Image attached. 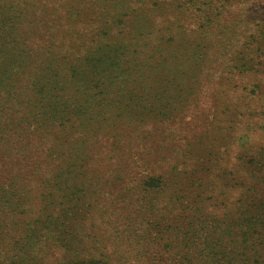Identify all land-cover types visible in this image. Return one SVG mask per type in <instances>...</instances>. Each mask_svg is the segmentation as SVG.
Listing matches in <instances>:
<instances>
[{"label": "trees", "instance_id": "1", "mask_svg": "<svg viewBox=\"0 0 264 264\" xmlns=\"http://www.w3.org/2000/svg\"><path fill=\"white\" fill-rule=\"evenodd\" d=\"M227 9L248 34L223 50ZM182 14L199 57L237 56L204 58L195 103L167 117L125 65L146 24ZM258 53L264 0H0V264H264V201L241 202L264 157L217 105L259 73ZM229 177L250 180L231 206Z\"/></svg>", "mask_w": 264, "mask_h": 264}, {"label": "rangeland", "instance_id": "2", "mask_svg": "<svg viewBox=\"0 0 264 264\" xmlns=\"http://www.w3.org/2000/svg\"><path fill=\"white\" fill-rule=\"evenodd\" d=\"M162 13L164 14L160 17L165 16V10ZM229 13L233 12L227 9L224 14V23H222V26L216 31L220 34L218 37L220 39L219 45L222 46L223 50L233 45L234 41L245 42L248 34V32H244L241 36V33H243L242 29L233 26L232 21L226 23L227 19L230 18ZM260 13L259 17H261L263 13L261 9ZM177 19L181 20V24H158V21L156 24H146V31L141 32L139 37L136 36L133 47L130 48V55L127 58L128 63L125 65V68L129 64L137 65L136 69L129 73L130 78H137V70L140 69V72L145 74L146 79L151 80V83L146 87L152 90H144L145 92H141L139 96L144 98L143 105H146V101L157 100L156 95L160 92L162 94L160 98L161 106H156L152 109L157 110L158 113H160L159 110H161V113L167 117L178 116L183 112L184 108L195 103L198 93V71L204 58H206L207 61H214V59L219 58L218 64L225 67V65L228 64L227 61L234 58V54L237 56L236 49H234V54L230 51L221 53L214 50L208 53L212 59L205 55L203 58L199 57L196 54L198 50L195 46H191V44L199 43L197 36L200 33V24L197 22L196 24L192 23L189 14H182ZM176 25H178V27ZM170 36L172 37L170 38ZM182 50L190 53V56H184V58H182L181 54H179ZM202 53L203 51L201 54ZM259 55L260 53L252 54L251 56L255 63H262L259 68V73H250L244 76L245 81L241 83L236 92L229 94V102L227 101L226 105H222L220 102L217 104L223 108L226 106L225 108L234 110L232 115L235 117V120L240 121L241 124H236L232 127L240 128L242 137L250 145V150L260 155V158L256 160L257 162L259 160L261 161V157H264V56L258 57ZM152 58L155 59L152 60ZM184 59L196 61L197 66L183 63ZM179 63L182 64H180L181 66L179 70H177L179 73L178 77H168L164 70L178 65ZM157 66H160V68L156 71L154 67ZM137 106L139 109H142L141 105L137 104ZM234 112H236V114H234ZM260 152L262 154H260ZM257 171L259 170H255L253 174L251 173L252 177L256 179H251V184H249V191H251L247 194H243V198H241V202L243 203L249 202L250 204H257L259 201H264V199H260L262 194L256 191L264 188V173L262 171L258 174ZM243 177H246V175H243ZM231 179V177L227 179L229 184L232 181ZM249 182L250 180L248 181L246 179L233 180L230 184L233 193L229 195L228 198H224L222 203L229 206L235 204L237 198L244 192L243 190L247 189L242 188V185L248 184ZM239 189L242 191L236 195L235 192ZM251 194H255L256 196L252 195L253 198L249 197ZM245 197H247V199ZM62 237L67 238L63 233ZM59 241L64 244L61 237Z\"/></svg>", "mask_w": 264, "mask_h": 264}]
</instances>
